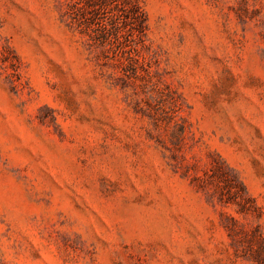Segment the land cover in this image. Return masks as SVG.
<instances>
[{
	"label": "rangeland",
	"instance_id": "1",
	"mask_svg": "<svg viewBox=\"0 0 264 264\" xmlns=\"http://www.w3.org/2000/svg\"><path fill=\"white\" fill-rule=\"evenodd\" d=\"M0 264H264V0H0Z\"/></svg>",
	"mask_w": 264,
	"mask_h": 264
},
{
	"label": "trees",
	"instance_id": "2",
	"mask_svg": "<svg viewBox=\"0 0 264 264\" xmlns=\"http://www.w3.org/2000/svg\"><path fill=\"white\" fill-rule=\"evenodd\" d=\"M117 2V0H115ZM130 9H129V17L132 20V23H138L139 28L137 27H133V30L135 31V33H142V22L140 21L141 18V11L140 8L138 7V5L134 2H130Z\"/></svg>",
	"mask_w": 264,
	"mask_h": 264
}]
</instances>
